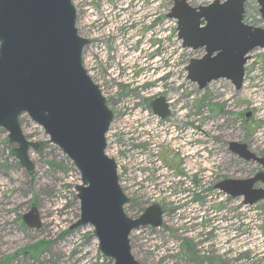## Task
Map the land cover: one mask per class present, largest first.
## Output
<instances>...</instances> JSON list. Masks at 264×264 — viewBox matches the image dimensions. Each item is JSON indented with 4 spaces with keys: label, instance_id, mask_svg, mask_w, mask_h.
Returning <instances> with one entry per match:
<instances>
[{
    "label": "rangeland",
    "instance_id": "1",
    "mask_svg": "<svg viewBox=\"0 0 264 264\" xmlns=\"http://www.w3.org/2000/svg\"><path fill=\"white\" fill-rule=\"evenodd\" d=\"M70 1L77 33L88 41L83 67L113 115L105 153L129 200L123 211L131 219L150 205L163 212L160 228L130 234L133 258L140 264H264V200L244 207L241 198L211 189L264 174L261 165L228 152L236 142L264 160V48L248 55L240 91L225 80L198 91L184 69L203 52L181 49L166 18L173 0ZM186 1L196 8L215 0ZM243 22L264 28L255 1H245ZM159 96L169 106L165 120L148 107ZM19 121L24 137L42 147L30 153L34 172L28 175L0 129V264H112L90 226L71 229L79 218L77 171L26 115ZM159 161L179 180L158 178ZM31 207L38 209V230L21 220Z\"/></svg>",
    "mask_w": 264,
    "mask_h": 264
},
{
    "label": "water",
    "instance_id": "2",
    "mask_svg": "<svg viewBox=\"0 0 264 264\" xmlns=\"http://www.w3.org/2000/svg\"><path fill=\"white\" fill-rule=\"evenodd\" d=\"M219 1L193 8L185 0H174L166 16L176 21L182 49L203 50L185 68L187 80L199 91L218 80L239 91L248 54L264 48V28L243 24L245 0ZM253 1L264 21V0ZM75 18L70 0H0V129L15 146L13 158L32 175L29 154L38 144L24 137L19 118L26 115L39 126L46 143L58 148L79 175L74 188L79 218L71 229L90 226L100 254L112 264H140L131 255L129 236L140 228L160 227L162 211L151 205L137 219L123 211L129 200L118 185L115 162L105 154L113 115L82 67L88 41L78 35ZM149 106L161 120L168 117L163 97ZM228 151L264 168V160L244 144L230 142ZM256 183L264 185L263 173L224 180L214 189L251 206L264 200V189H253ZM21 220L29 229L41 227L36 207Z\"/></svg>",
    "mask_w": 264,
    "mask_h": 264
},
{
    "label": "built area",
    "instance_id": "3",
    "mask_svg": "<svg viewBox=\"0 0 264 264\" xmlns=\"http://www.w3.org/2000/svg\"><path fill=\"white\" fill-rule=\"evenodd\" d=\"M157 166L159 168V173H158V178L160 177L161 179H163L164 177H167L168 180L171 181H175V180H179V178H174L172 175V172L167 171L165 168H163L160 163H157ZM162 181V180H160Z\"/></svg>",
    "mask_w": 264,
    "mask_h": 264
},
{
    "label": "trees",
    "instance_id": "4",
    "mask_svg": "<svg viewBox=\"0 0 264 264\" xmlns=\"http://www.w3.org/2000/svg\"><path fill=\"white\" fill-rule=\"evenodd\" d=\"M19 123H20V121H19ZM20 126H21V123H20ZM41 147H42V145L39 144V149L37 150L36 154H40V152H41Z\"/></svg>",
    "mask_w": 264,
    "mask_h": 264
}]
</instances>
